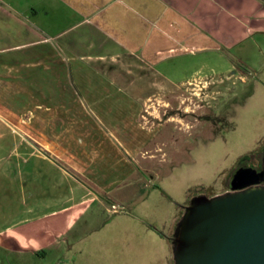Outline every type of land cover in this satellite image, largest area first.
Here are the masks:
<instances>
[{"label": "crops", "instance_id": "crops-1", "mask_svg": "<svg viewBox=\"0 0 264 264\" xmlns=\"http://www.w3.org/2000/svg\"><path fill=\"white\" fill-rule=\"evenodd\" d=\"M248 46L264 56V0H0L7 264L118 263L128 240L144 236L158 249L166 242L174 264L184 211L142 183L164 144L143 113L177 91L158 87L166 76L155 67L212 56L229 72L226 51ZM256 74L264 81V69ZM210 79L198 68L184 82Z\"/></svg>", "mask_w": 264, "mask_h": 264}, {"label": "rangeland", "instance_id": "rangeland-1", "mask_svg": "<svg viewBox=\"0 0 264 264\" xmlns=\"http://www.w3.org/2000/svg\"><path fill=\"white\" fill-rule=\"evenodd\" d=\"M248 48L226 51L233 66L229 72L226 64H219L212 56L202 59L208 61L207 65L182 55L173 58L171 65L155 67L166 76V83L160 77L158 87L171 85L177 91L154 101L148 109L152 114L143 113V120L147 117L159 126L157 139L164 144L157 152L159 159L153 161L152 173H146L142 183L151 180L182 211L200 195L211 198L226 193L234 170L243 165L256 166L264 158V81L256 77L264 69V56L258 49ZM198 68L212 79L184 82ZM171 117L175 120L167 121ZM94 211L104 212L99 207ZM64 235L62 250L70 239V228ZM126 244V253L119 255L121 261L116 263L113 255L105 264H173L166 242L158 249L144 236ZM35 259L29 258L25 264H40V259ZM0 264H7L1 253Z\"/></svg>", "mask_w": 264, "mask_h": 264}, {"label": "water", "instance_id": "water-1", "mask_svg": "<svg viewBox=\"0 0 264 264\" xmlns=\"http://www.w3.org/2000/svg\"><path fill=\"white\" fill-rule=\"evenodd\" d=\"M262 168L260 181L264 158ZM243 175L234 173L235 191L200 195L185 207L172 239L174 264H264V186L244 188Z\"/></svg>", "mask_w": 264, "mask_h": 264}, {"label": "flooded vegetation", "instance_id": "flooded-vegetation-1", "mask_svg": "<svg viewBox=\"0 0 264 264\" xmlns=\"http://www.w3.org/2000/svg\"><path fill=\"white\" fill-rule=\"evenodd\" d=\"M242 172H243V182L247 183L250 182V184H248L246 187H251V186H264V181H260L257 180L258 178V173L263 169L262 168V160H260L256 166H251V165H243L242 167H240ZM236 172V171H235ZM234 173H232L231 178L228 182V188L226 189L227 192H233L235 191L234 189H232V181H233V177ZM238 181H236L237 184ZM242 188V189H244Z\"/></svg>", "mask_w": 264, "mask_h": 264}, {"label": "trees", "instance_id": "trees-1", "mask_svg": "<svg viewBox=\"0 0 264 264\" xmlns=\"http://www.w3.org/2000/svg\"><path fill=\"white\" fill-rule=\"evenodd\" d=\"M240 168V167H239ZM237 170V169H236ZM236 170H234V171H236ZM235 173V172H234ZM154 229H156V228H154ZM158 232H160L161 234H162V232L161 231H158Z\"/></svg>", "mask_w": 264, "mask_h": 264}]
</instances>
